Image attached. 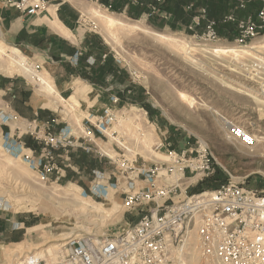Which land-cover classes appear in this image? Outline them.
<instances>
[{
  "label": "rangeland",
  "instance_id": "1",
  "mask_svg": "<svg viewBox=\"0 0 264 264\" xmlns=\"http://www.w3.org/2000/svg\"><path fill=\"white\" fill-rule=\"evenodd\" d=\"M69 1L46 0L44 12L50 5L58 7ZM80 1L76 26L85 36L95 37L93 46L103 43V55L90 53L86 44L85 48L80 45L79 55L67 58L64 65L76 68L82 55L88 64L109 61L122 73L109 74L110 79L101 87L106 95L104 106L90 116L81 113L80 103L74 97L60 98L56 90L52 95L43 90L74 120L58 130L53 128L55 122L50 118L40 125L27 123L22 134L11 135L4 129L7 115L0 108V264H19L38 253L43 254L41 259L51 261L70 237L97 238L130 227L137 212L124 211L121 193L130 183L141 186L142 177L138 173L143 165L162 168L168 161V151L192 152L190 156H194L204 147L211 155L212 174L198 183H194L196 179L186 181L187 196L215 188L220 180L225 182L230 177L245 178L248 188L260 190L264 186V35L249 41L247 48L235 42L234 28L232 39L219 35V41L205 44L182 30H169L159 23L153 27L148 17L134 18L130 12H114L111 0L107 6L99 0ZM6 4L0 1V6ZM231 4L233 10L235 5ZM254 7L249 3L247 11L236 13L243 17ZM105 17L123 25L108 27L103 22ZM133 25L147 32L131 30ZM152 33L179 42L159 41ZM188 44L191 54L181 47ZM215 46L245 51L217 56L211 54ZM0 47L4 53L16 49L1 41ZM21 53L31 73L5 69L9 62L2 54L0 73L26 78L41 88V76L47 74L39 63L33 64ZM182 95L193 100V105L184 101ZM113 98H117L116 103L111 101ZM105 107L113 109L115 119L102 134L95 126ZM14 117L19 119L17 114ZM228 123L254 136L258 141L255 148L248 150L232 138ZM28 125L36 127L35 132L42 130L51 135L68 128L74 146L57 149L45 146L43 137L34 138ZM7 134L23 144L24 154L32 153L30 163L7 154L3 148ZM25 136L32 139L33 147L26 145ZM47 154L53 157L56 169L42 179L33 165H37L40 157L38 170L43 172ZM162 175L163 179L173 178L164 172ZM96 184L106 188V194L94 195ZM48 248L50 256L45 253Z\"/></svg>",
  "mask_w": 264,
  "mask_h": 264
},
{
  "label": "built area",
  "instance_id": "2",
  "mask_svg": "<svg viewBox=\"0 0 264 264\" xmlns=\"http://www.w3.org/2000/svg\"><path fill=\"white\" fill-rule=\"evenodd\" d=\"M8 7L27 16H36L46 10V0H0ZM189 2L186 9L192 10L196 0ZM138 4L139 0H125ZM165 0H150L148 15L161 14L160 6ZM249 3L257 5L253 14L238 18L237 10H245ZM204 21L203 31L192 37L205 44L219 41L218 21L208 18L205 8H197L195 16L186 30L193 32ZM235 26V42L246 46L251 40L264 35V0H236V6L219 21ZM113 103L117 98L111 99ZM8 117L4 122H8ZM113 109L105 107L96 120V130L105 133L114 121ZM34 138L43 137L45 146L52 148L72 147L70 129L58 134L27 126ZM230 135L242 145L253 148L257 140L237 126L230 125ZM3 148L13 157L30 163L31 154H24L23 144L10 134L4 137ZM75 142V141H74ZM29 151V149H26ZM192 152L168 151L164 168L148 165L139 169L141 186L130 183L123 190L122 208L125 212L136 211L137 219L113 235L89 238L70 237L62 245L56 258L51 261L28 257L25 264H185L187 256L195 251L204 264H264V186L248 188L245 178H228L216 188L203 190L187 196L191 180L194 183L208 178L213 172L211 155L206 148ZM43 157V156H41ZM46 163L40 172L42 179L56 169L52 156H44ZM39 165V166H38ZM173 176L171 179H163ZM264 177V174H263ZM136 178H139L136 175ZM186 183V185H185ZM106 188L96 184L93 194L104 195ZM168 202V204H166Z\"/></svg>",
  "mask_w": 264,
  "mask_h": 264
},
{
  "label": "crops",
  "instance_id": "3",
  "mask_svg": "<svg viewBox=\"0 0 264 264\" xmlns=\"http://www.w3.org/2000/svg\"><path fill=\"white\" fill-rule=\"evenodd\" d=\"M81 2L80 0H70L69 3L61 4L58 7L50 5L46 12L36 16H27L17 12L14 8L0 6V41L5 45L15 47L18 52L21 51L33 61V64L38 66L39 63L59 97L66 96L67 99L74 97L80 103L81 113L90 116V113L96 114L104 106L106 95L101 87H104V83L110 79V73L105 72L103 60H98L91 65L82 55L76 68L68 64L64 65L67 58L79 55L80 45L85 48L86 44L87 49L90 48V53L92 51L98 56L103 51L102 42V44L98 43L93 46L95 37L93 35L85 36L84 31L76 26L78 13L82 7ZM232 2L236 6V0H196L194 9L188 11L186 6L189 2L187 1L165 0L160 7L161 14L151 16L148 15L147 8L150 0H139L138 4L131 5L123 0H116L114 5L118 8L117 12L127 13L142 10L138 17H148L150 19L148 22L153 27L159 23L169 30H182L185 34L192 36L200 34L204 26V21H202L199 26L194 28L193 32L186 30V26L192 21L197 8H205L208 18L218 21V18L220 20L222 16L232 10ZM223 3H228L224 11L220 8ZM246 10L247 8L237 10V13ZM215 12H218L219 16H216ZM250 14L248 12L247 15ZM238 18L240 17L238 16ZM56 25L62 27L69 36L59 32ZM223 26H229L232 29L223 30V28L221 29ZM234 28L233 24L221 22L217 24V32L224 38H227V34H234ZM84 41L87 42L83 43ZM59 67L64 68L63 72L59 70ZM50 98L53 99V97L45 95L43 89L26 78L0 73V108L9 118V121L4 124V129L11 135L22 134L23 127L27 123L34 122L40 125L50 118L54 119L53 128H56L55 130L65 124H73L74 120L69 116V113L60 108L61 105L57 100L52 101ZM76 113L79 115L77 111ZM15 114L19 116V119L14 117ZM81 121L85 122V117ZM13 123H17V125ZM72 132L75 134L74 129ZM23 140L34 146L30 137L25 136Z\"/></svg>",
  "mask_w": 264,
  "mask_h": 264
},
{
  "label": "bare ground",
  "instance_id": "4",
  "mask_svg": "<svg viewBox=\"0 0 264 264\" xmlns=\"http://www.w3.org/2000/svg\"><path fill=\"white\" fill-rule=\"evenodd\" d=\"M104 24L106 25V26H108V27H110V26H116L117 24H119V25H121V23L119 22V21H117V20H115V19H112L111 17H105L104 18ZM123 25V24H122ZM121 25V26H122ZM56 29L59 31V32H62L64 35H66L67 37L69 36L68 35V33L67 32H65L63 29H62V27H59V26H57L56 25ZM131 30H139V31H144V32H147L145 29H142L141 27H139V26H136V25H133L132 27H131ZM152 35L153 36H155V37H157V39L159 40V41H164V42H166V41H169V42H175V43H178L179 42V40H176V39H170V38H168L166 35H162V34H158V33H152ZM152 37V36H151ZM171 38H173V37H171ZM163 42V43H164ZM195 43V42H194ZM168 44V43H167ZM176 45V44H175ZM180 46V45H179ZM192 46V45H191ZM194 46V45H193ZM181 47L184 49V52L187 54V53H189V54H191L190 53V51H191V48H190V46H189V44H188V46H186L185 45V47H184V45H181ZM198 47V46H197ZM214 47V46H213ZM215 47H217V46H215ZM224 47V46H223ZM247 47V46H246ZM196 48V47H195ZM227 48V47H226ZM225 47L224 48H213V49H211V54H213V55H217V56H220V55H224V54H226V53H232L233 55H236V54H238V53H241V52H244L245 50H243V49H233V47L232 48H228V49H226ZM247 48H250V47H247ZM3 49V48H2ZM192 49H193V47H192ZM198 49H200V48H198ZM196 50H197V48H196ZM182 51V50H181ZM201 51V50H200ZM206 51V50H205ZM207 52V51H206ZM204 53V52H203ZM0 54H2V55H5L6 56V58H7V61L6 62H9V65H7L6 67H5V69H7V70H9L10 71V69H12V68H15V69H18V70H20L22 73H25V74H29V73H31L32 72V69H30L27 65H26V63H25V61H24V59L22 58V56L20 55V52H18L17 50H15V49H10V52H3V51H1V47H0ZM231 54V55H232ZM185 54H183V56H184ZM222 55V56H223ZM191 58V57H190ZM40 86H41V89H43L47 94H49V95H52L53 93H54V91H55V89L53 90V86L50 84V82L48 81V79H47V77H45L44 75L43 76H41V79H40ZM56 94V93H55ZM182 99L184 100V101H188V103H189V105H193V103H194V101L193 100H188L187 99V96L186 95H182ZM229 124V123H228ZM227 124V127H230V124L228 125ZM254 137V136H253ZM255 138V137H254ZM255 140H257L256 138H255ZM257 143H258V141H257ZM257 143L255 144V146L257 145ZM145 146H148V142H145ZM243 147H245L246 149H248V150H253L254 148H255V146H253V148H248V147H246V146H244V145H242ZM153 152V151H152ZM59 246V245H58ZM57 251V250H56ZM46 254H48L49 256L51 255V249L50 248H48L47 250H46V252H45ZM42 255L43 254H41V253H38L37 255H35L36 257H38V258H42ZM28 259V258H27ZM187 259V258H186ZM19 264H25L24 262H21V263H19ZM185 264H204V262L201 260V258L199 257V255H198V253H196L195 251H193V253H192V255H191V257H190V259L189 260H186L185 261Z\"/></svg>",
  "mask_w": 264,
  "mask_h": 264
},
{
  "label": "trees",
  "instance_id": "5",
  "mask_svg": "<svg viewBox=\"0 0 264 264\" xmlns=\"http://www.w3.org/2000/svg\"><path fill=\"white\" fill-rule=\"evenodd\" d=\"M116 0H112L111 2H112V5L110 6L111 7V9L113 10V11H115V10H118V8L114 5V2H115ZM124 1V0H123ZM178 1V0H177ZM180 1V0H179ZM99 2L102 4V5H104V6H107L108 5V3H109V0H99ZM226 5V6H225ZM227 5H228V3H223L222 4V6L220 7V8H222L223 9V11H224V9H226V7H227ZM253 5H255V7H257V5L255 4V3H253ZM255 7L253 8V10H252V12H254V9H255ZM108 8H109V6H108ZM219 8V9H220ZM218 9V10H219ZM247 11V10H246ZM248 11H249V8H248ZM134 12V13H133ZM142 12V10H140L139 12H136V11H130V14L132 13V15L134 16V18H136V17H138V15L140 14ZM251 12V11H250ZM249 12V13H250ZM232 29L231 27H229V26H223V27H221V29ZM227 36V38L228 39H232L234 36H233V34H227L226 35ZM105 72H109V73H111L112 75H115V74H118V73H122L121 71H117V69H116V67L114 66V65H112V63L111 62H109V61H106L105 62ZM121 97V96H120ZM26 145L28 146V147H33V145H31V144H29L28 142L26 143ZM223 182V180H220V183H222ZM220 183L218 184V185H220ZM203 185H207V184H203ZM217 185V186H218ZM216 186V187H217ZM215 187V188H216ZM212 189H214V188H212Z\"/></svg>",
  "mask_w": 264,
  "mask_h": 264
}]
</instances>
